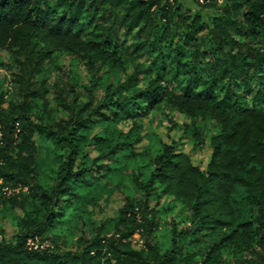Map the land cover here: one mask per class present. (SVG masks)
Instances as JSON below:
<instances>
[{"label":"trees","instance_id":"16d2710c","mask_svg":"<svg viewBox=\"0 0 264 264\" xmlns=\"http://www.w3.org/2000/svg\"><path fill=\"white\" fill-rule=\"evenodd\" d=\"M193 2L215 11L208 23L171 0H0V51L16 62L19 100L0 93V209L21 212L13 243L0 240V264H264V0ZM55 53L79 60L91 83L85 100L74 86L58 94L64 117L36 82ZM161 107L188 120L196 146L198 123L215 124L205 171L172 146L134 152L141 119ZM35 136L53 155L42 176ZM109 170L130 171L131 193L97 223L85 200L99 184L86 177ZM162 198L185 212L163 251L151 208ZM38 238L50 244L27 245Z\"/></svg>","mask_w":264,"mask_h":264},{"label":"rangeland","instance_id":"374dc122","mask_svg":"<svg viewBox=\"0 0 264 264\" xmlns=\"http://www.w3.org/2000/svg\"><path fill=\"white\" fill-rule=\"evenodd\" d=\"M174 7L188 9L191 12H199L200 8L193 0H171ZM201 17L205 23L209 22L210 17L214 16L215 11L204 10L200 11ZM129 70V69H128ZM16 62L10 54L5 51H0V93L5 94L6 99L12 102H19L17 98L18 87L13 83L14 75L17 74ZM187 77H181L174 84L173 89L181 93L182 88L187 86ZM37 84L43 83V88L47 90L46 100L49 102L50 108L57 111L58 116L64 117L65 113L58 107L57 98L61 92L68 93L72 86L77 88L80 94V99L85 100L87 89L91 87L90 76L84 65L74 57L66 53H55L50 60H47L41 74L36 80ZM77 85V86H76ZM80 85V87H79ZM104 85L94 89V96L98 97ZM192 89L197 90L198 87L193 86ZM188 120L175 111L167 110L164 107L151 111L146 117L140 121L139 141L133 146L135 153H142L145 150L150 154H156L161 145L172 146L177 153L188 155L191 163L200 170L205 171L209 163L211 150L209 148V137L217 132V127L211 121H200L198 127L204 136V143L201 146H196L195 142L189 135L183 131V126L188 124ZM118 128L124 133L131 128L130 122L122 121ZM100 129L94 131L99 133ZM38 147L37 162L40 167L39 173L45 175L53 162L51 147L47 142L40 140L37 136L34 137ZM86 153L90 159L96 157L94 145H90L86 149ZM104 164V163H103ZM111 168L110 164H107ZM110 170H113L112 168ZM102 172L101 175H90L86 177L91 182H97L99 187L94 190L93 195L86 198V210L91 214L92 219L99 223L107 219L115 218L117 212L124 204V198L131 193V185L129 184L130 171H119L116 175L113 172ZM115 177L113 179L112 177ZM18 192V190H16ZM151 208L156 211V221L158 231L155 234V241L158 243L160 250H165L169 245L170 240V224L172 221L183 223L185 221V212L183 207L171 198H162L158 203L155 199L151 202ZM71 211L68 212L70 216ZM19 210L13 213L1 212L0 209V240L4 239L7 243H13L14 236L17 234V228L14 226V216H20ZM71 218V217H67ZM73 219V218H72ZM74 220V219H73ZM72 220V221H73ZM75 222V221H73ZM73 227V224H71ZM74 236L84 234L86 237L91 236V231L74 229ZM64 239V237H63ZM132 246L135 250L142 247L143 240L138 236H133ZM43 242L42 244H50L47 241H42L40 238L35 241ZM46 242V243H45ZM65 250V249H64ZM224 259L231 261V257L224 253Z\"/></svg>","mask_w":264,"mask_h":264},{"label":"built area","instance_id":"2783aa9c","mask_svg":"<svg viewBox=\"0 0 264 264\" xmlns=\"http://www.w3.org/2000/svg\"><path fill=\"white\" fill-rule=\"evenodd\" d=\"M0 139H1V132H0ZM27 245L30 247V248H33V249H44L47 245L46 244H41L39 245L38 243L35 244L34 242L32 241H28Z\"/></svg>","mask_w":264,"mask_h":264}]
</instances>
